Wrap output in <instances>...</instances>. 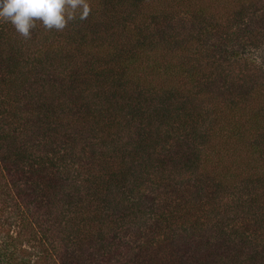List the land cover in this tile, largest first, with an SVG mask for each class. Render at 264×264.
I'll return each instance as SVG.
<instances>
[{
    "label": "trees",
    "instance_id": "obj_1",
    "mask_svg": "<svg viewBox=\"0 0 264 264\" xmlns=\"http://www.w3.org/2000/svg\"><path fill=\"white\" fill-rule=\"evenodd\" d=\"M0 20V264H264V0H75Z\"/></svg>",
    "mask_w": 264,
    "mask_h": 264
},
{
    "label": "clouds",
    "instance_id": "obj_2",
    "mask_svg": "<svg viewBox=\"0 0 264 264\" xmlns=\"http://www.w3.org/2000/svg\"><path fill=\"white\" fill-rule=\"evenodd\" d=\"M75 7V0H0V20L10 22L24 37L31 35L36 20L48 29H63L70 15L66 5Z\"/></svg>",
    "mask_w": 264,
    "mask_h": 264
}]
</instances>
